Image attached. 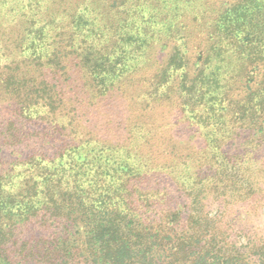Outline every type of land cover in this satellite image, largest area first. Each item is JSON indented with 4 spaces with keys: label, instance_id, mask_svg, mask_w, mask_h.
<instances>
[{
    "label": "trees",
    "instance_id": "16d2710c",
    "mask_svg": "<svg viewBox=\"0 0 264 264\" xmlns=\"http://www.w3.org/2000/svg\"><path fill=\"white\" fill-rule=\"evenodd\" d=\"M14 8L0 16V93L10 99L0 108L13 109L0 124V264H264V229L240 243L249 228L229 218H247L232 213L245 206L264 214V0ZM75 63L90 100L142 76L124 141L75 125L80 111L66 109L58 85ZM164 101L196 128L185 140L170 135L172 121L162 131L144 121ZM196 134L204 145L182 157ZM174 197L185 206L168 207ZM32 222L35 240L24 237Z\"/></svg>",
    "mask_w": 264,
    "mask_h": 264
},
{
    "label": "rangeland",
    "instance_id": "374dc122",
    "mask_svg": "<svg viewBox=\"0 0 264 264\" xmlns=\"http://www.w3.org/2000/svg\"><path fill=\"white\" fill-rule=\"evenodd\" d=\"M2 1H3L2 5H0V16L6 17L7 14H9L11 18L16 16L17 9H15L14 6L16 5V3H18L21 0H2ZM2 19L3 21L5 20L9 21V19L7 20L4 17ZM3 39H6V36L4 34V29L1 28L0 43ZM2 43L5 44V40L4 42L2 41ZM71 71H72L71 74H69L71 77L68 74L62 76V81H58V85H59V89L62 91L61 94H65L66 99L69 102L67 104L66 109L72 110L74 108L75 112L80 111V114H77L78 118H76V120L79 122H76L75 125H77L78 123L81 125L82 128L84 129L87 128L86 130H88V132L91 131L97 134L98 137L108 141H112L115 143L124 141L126 139V130H127L126 128L128 126L131 127V124L137 122V119L134 118L139 110V105H137L138 95L142 93V89H145V84L142 80L143 79L142 76L137 75L128 78L123 84L122 89H118L117 87H115L110 92H107L108 95L96 97L95 100L94 99L90 100L89 99L90 96L88 94L89 92L87 91L84 82L80 84V82L78 81L79 78H81V75L76 66V63L72 66ZM78 84H80V86L79 88H76ZM78 91H81V93H76ZM79 96H82L81 98H83L81 106H79L78 104H74V99H76L79 102ZM8 101H10L9 97H7L3 93H0V103L6 104L8 103ZM177 104H178L177 102L169 103L167 101H164L161 105H156L152 109L153 111H150L149 113H145L146 117L144 118V121L153 124L160 131L163 130L161 128L162 126L172 121L171 122L172 131L171 134L170 133L169 134L170 135L174 134L175 135L174 137L177 139L185 140L186 136H188L189 133L196 128L192 127L189 123L185 121V119L182 117V113L179 111L178 106H176ZM77 107L79 109L78 111H76ZM12 111H13L12 108L7 110L0 108V124H2L1 122L3 121L5 123V121H7L11 117ZM174 121L176 123H174ZM113 135L114 137H112ZM29 142L30 144H33L32 141ZM155 143H156L155 141L152 142V144ZM203 143L204 141L200 137V135L196 134L195 139L190 142L189 148L185 150L187 144L182 145V150H181L183 155L182 157H185L188 154L195 156L198 152L199 147L204 145ZM32 147L30 145L29 147L22 145L21 149L25 154H28L31 152ZM12 150H14L13 147L5 148V150L3 151L4 153L3 159H5L4 161L6 163L11 162L15 158V155L11 153ZM165 150H167L166 146H165ZM256 153H260V156L258 157L263 159L262 157H264V155L261 152L256 151ZM141 187L155 188L156 186L153 184L149 185L148 183ZM166 187L170 189L169 192L171 193L176 192V186L173 183H169V184L166 183ZM176 204L185 206L186 199L183 197H174V199L171 200V202L169 203L168 207L172 205L176 206ZM230 209H234V207ZM249 209L251 208L250 207L247 208L245 206V207L235 208L234 210H232V213L234 215L243 212L247 218L245 217L243 218L242 216V219L239 218L240 220L237 221L234 220L235 216L229 217L230 220L235 224V229L240 230V227H243V225H246L249 228L248 231L244 232L243 230H241L240 232H238L235 238H240V243H246L249 236L255 237L258 236L257 233L259 235L263 234L264 214L260 218L254 217L253 211ZM207 210L208 211L218 210L217 203L209 201ZM27 226L28 227H26L25 229L26 233L24 234V237L27 238L32 237V239L35 240V237L37 238V235L39 234L35 229V224L32 222L30 225Z\"/></svg>",
    "mask_w": 264,
    "mask_h": 264
}]
</instances>
